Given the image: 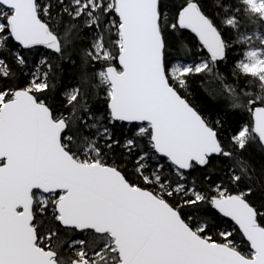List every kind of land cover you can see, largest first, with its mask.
<instances>
[{
    "label": "snow or ice",
    "instance_id": "1",
    "mask_svg": "<svg viewBox=\"0 0 264 264\" xmlns=\"http://www.w3.org/2000/svg\"><path fill=\"white\" fill-rule=\"evenodd\" d=\"M0 264H264V0H0Z\"/></svg>",
    "mask_w": 264,
    "mask_h": 264
}]
</instances>
